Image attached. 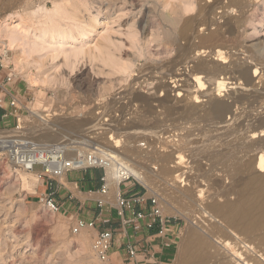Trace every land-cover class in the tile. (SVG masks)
<instances>
[{
    "label": "bare ground",
    "instance_id": "1",
    "mask_svg": "<svg viewBox=\"0 0 264 264\" xmlns=\"http://www.w3.org/2000/svg\"><path fill=\"white\" fill-rule=\"evenodd\" d=\"M195 1L198 4V10L195 9L196 13L191 14L195 11L190 8L191 6L184 7L182 5L183 8H177L176 5V8L173 6L171 10V16H163V19L156 23L157 30L161 31L163 39L154 49H147L148 56L141 52L142 49L139 50V46H133L137 49L139 58L144 57L145 61L148 62V68L141 70L143 75L141 79H133L132 84L129 83L126 87H122L124 88L122 99L123 102L127 100L126 104L122 103L117 107L118 102L111 107L112 104L109 102L110 104L107 103L109 104L107 106L110 108L105 105L106 109L104 107L102 108L104 109L103 112L100 111L104 114L105 112L111 113V109H114L115 113L120 112L122 116L124 114L130 116V121L125 117L127 120L125 126L121 122V129L135 130L133 132L135 136L128 135L129 132H126V139L122 141L119 139L120 134L114 133L111 134L109 140L107 135L113 133L115 129L109 128L101 133L104 135L103 139L106 140L104 142L102 139L105 144H103L104 147L92 143L88 140L89 138L82 140L81 143L77 142L78 140L69 141L68 138L69 143L61 140L50 143L56 145L63 143L70 152L68 157L79 158L83 165L89 164L88 153L92 151L90 148L94 145L96 148L92 149H96L97 163L106 171V181L110 188L107 199L115 204H117L116 197L119 193V184L125 174L135 178L147 188L150 194L155 196L158 194L155 190L156 186L154 188V181L158 177V179L163 178L171 182L172 187L165 189V199L180 200L191 206L194 205L196 209H192L204 223L202 228L197 229L192 223L196 219L188 214L190 212L188 209V213L182 215L187 226L176 264H264V138H262L264 136V118L262 117L252 124L248 120L249 124L244 125L250 115H243V111H240L242 114L238 115L234 111V107H240L241 104L246 105L250 99L261 98L264 95V67L262 66L264 64H261L259 55L253 49L247 51L248 60L251 62L240 61L238 55L237 59H234L233 54L229 55V49H226V42L231 41V37L236 36L237 32L244 26L246 16L257 11L256 8L263 0ZM51 3L55 4L53 11L44 9L41 3L43 9L40 11H43V17L47 23L58 16L62 10L60 4ZM164 5L163 9L165 10L166 6L164 7ZM146 12L148 13V10ZM234 12L239 13L238 17H233ZM20 15L22 14L20 13ZM152 25L151 20L145 21V28L148 29ZM19 26L20 24L16 27ZM22 28L19 27L21 30ZM199 29L200 32L210 31V33H207L208 36L205 38L204 35H200ZM23 30L25 32V29ZM10 32L7 31L4 34L0 32V45L2 47L0 52L5 56L6 62H13L19 66V69H24L30 63L25 59V56H21L15 51V46L19 42L9 36ZM161 34L159 32L160 36ZM236 37L233 38L234 41L238 40V36ZM196 39L199 40V44H197L198 40L192 42ZM183 41H185L183 44L185 46H181ZM205 44L210 45L206 48V46L204 47ZM171 47L177 48L173 49L175 51L174 57L170 55V52L173 51L170 49ZM155 57H158L159 61L152 60ZM136 61L139 62V60ZM127 63L121 62L116 67L114 66V71L127 75L129 78L135 63ZM190 64L193 66L188 71ZM181 68L182 70H180ZM181 71L185 72L181 73ZM124 75L123 77H126ZM165 76L171 78L170 84H175L173 89L176 88V90L164 83L165 80L162 81L166 78ZM29 77L35 84L48 82L46 77L34 76L36 78H32V74H29ZM142 79L143 81H140ZM256 79H258V83H256ZM124 83L127 84V81ZM171 92H176V96L171 97ZM226 99L231 100V102L226 101ZM257 107L255 109L259 110ZM247 112L249 111L247 110ZM47 117L49 116H46L43 111L33 110L29 117L20 120L19 130H15L13 133L29 138L30 133L24 131L28 129L25 126V121L28 120L30 123L39 121L45 128L43 129L45 134L41 138H50L51 140L52 136L53 138L56 136H51L56 132V124L54 125L56 122H48ZM29 127L31 129V126ZM73 127H75L74 124ZM102 127L104 126L102 125ZM240 132L245 137L239 136L238 139L241 138L239 142L234 143V140V142L227 143L226 146L222 144V138L229 139L237 133L241 134ZM56 133L58 134V132ZM215 133L219 136H216ZM212 134L215 135L213 136L214 140L210 137ZM142 142L146 143L139 145ZM261 143L263 146H258L261 147L260 150H256L258 152L252 157L237 160L238 150L246 148L249 152H254L253 147ZM146 144L153 148L152 153H144L145 149L142 150L141 147ZM198 145L202 149L200 151L197 147L200 151L197 154L193 151H196L195 146ZM224 146L225 150H220ZM240 152L242 153L241 150ZM248 153L245 157L248 156ZM197 155L208 163L210 170L205 171L202 161H197ZM189 160H192V166L186 172L184 166L189 164ZM151 166H155L156 169L155 167L151 168ZM216 172L225 176L230 185L223 186L224 183L221 179L213 181L212 178ZM29 173L38 176L37 172ZM196 179L198 180L196 181ZM200 179L201 181H199ZM62 180L66 181V177H63ZM181 184L184 186L181 187ZM212 189L215 190L214 194H209L206 198V194L210 193ZM168 205H165L164 208L165 211L169 212Z\"/></svg>",
    "mask_w": 264,
    "mask_h": 264
},
{
    "label": "rangeland",
    "instance_id": "2",
    "mask_svg": "<svg viewBox=\"0 0 264 264\" xmlns=\"http://www.w3.org/2000/svg\"><path fill=\"white\" fill-rule=\"evenodd\" d=\"M51 2L60 4L62 10L58 16L47 23V20L43 17V11L41 12L40 10L44 6V9L53 11V5L55 4ZM65 2L68 3L66 4ZM65 2L64 0H0V32L4 34L7 31H11L9 36L17 39L20 43L16 44L15 51L19 55L25 56V59L30 63L26 61L29 66L26 65L24 69H19V66L13 62H6L5 56L0 52V67H2L3 76H13V87L26 98L24 104L28 110H21L20 120L29 117L33 110L43 111L46 116H49L47 117L48 122H56L54 125L56 124L55 130L58 134L56 132L51 134V136L56 135V139L52 136L51 140L53 141L50 138H41L45 134L43 124L39 121L30 123L28 120L25 121V126L28 129L31 126V129L30 131L28 129L24 131L30 133V139L44 145L46 143L47 145H50L52 142L55 143V140L67 141V138L69 141L78 140L77 142L81 143L82 140L89 138L88 140L92 143L100 144L104 147V135L101 133L109 128H115L113 133L107 135V139L109 140L111 134L114 133L120 134L121 137L119 139L122 141L126 139V132H129L128 135L135 136V134L133 135L135 130L131 129L127 131L121 129L122 123L125 126L127 120L130 121V116H126L125 114L122 116L120 112L115 113L114 109H111V113L105 112L103 114L100 111L103 112L106 107H113L118 102L119 105L117 104V107L122 103L126 104L127 100L123 102L122 99L124 97V88L122 87H126L129 83L132 84L135 79H141L143 76L141 72L148 68V62L145 61L144 57L139 58L138 51L133 46H139V50L142 49L143 51L141 52L148 56L147 49H154L163 39L161 31L159 29L157 30L156 23L161 21L163 16H171V10L176 5L177 8H183L182 5H184V7L191 6L190 8L198 10L197 2L195 0H65ZM169 3L170 5H168ZM163 5L164 7L166 6L165 10L163 9ZM256 9L257 11L246 16L244 26L237 32L236 36H238L239 41L237 39L236 41L233 40L236 36L231 37V41L233 42H226V49H229V55L233 54L234 59H237L238 55V59L242 62H251L248 60L247 51L253 49L259 55L261 64H264V38H262L264 37V0ZM147 10L148 13L146 12ZM196 12L195 10L193 13H190L194 14ZM190 13L188 15H191ZM234 13L233 17H238L239 13ZM146 20H151L153 23L152 26L154 27L145 28ZM18 24H20V28L23 26L22 30L16 27ZM23 29H25V32ZM202 32L199 29L200 35H204L205 38L210 33V31ZM197 40L192 42H197ZM18 44L19 46H17ZM181 44V46H185L183 45L185 41L181 42ZM197 44H199V40ZM209 45L205 44L204 47L206 46L208 48ZM1 49L2 47L0 45ZM170 49L177 48L171 47ZM170 55L174 57L175 51H171ZM134 58L135 61L139 60V62H135ZM118 59L124 63L128 62L127 64L135 63V67L130 72L129 78L127 75L123 74L126 76L123 77L122 73L114 71L115 67L121 63ZM152 60L159 61V58L155 57ZM192 66L193 64H190L187 70L189 71ZM262 66L264 67V65ZM182 72L184 73L185 71ZM29 74L33 75L32 78L46 77L48 82L46 84L39 82L35 84L29 77ZM165 77L162 81L165 80L164 83L173 89L175 84H170L172 80L169 76ZM126 81L127 84L124 83ZM140 81H143V79ZM258 82V79H256V83ZM173 90H176V88ZM175 94L176 92H171V97H174ZM158 95H161V93H158ZM227 100L231 102V100ZM109 102L112 105L107 106L110 104ZM257 106L260 107L258 108ZM237 107L239 106L234 107V111L238 115L242 113L243 115H250V118L247 119L244 125L249 124L248 120H250V124L255 123L258 119L264 118V95L261 98L250 99L246 105L241 104V109L240 107L236 109ZM256 107L259 110H256ZM240 111L243 112L241 113ZM256 112L258 113L256 114ZM78 119L81 121L80 123ZM89 120L94 123H91ZM116 121L119 125L115 123ZM73 124L78 128L73 127ZM83 124L85 128L82 126ZM16 129L17 126L6 128L4 131L8 134H14L12 131ZM2 131L3 129H0V132ZM240 133H237L235 135L236 137L232 136L229 139L226 137L222 138V144L226 146L227 143L230 141L234 142V140V143L239 142L241 139H238L239 136L245 137L242 132ZM215 135L219 136L216 133ZM215 135L212 134L210 136L212 140H214L213 136ZM99 136L102 138L100 139ZM66 143L69 142L67 141ZM145 143L142 142L139 145ZM261 144L253 147L254 152H249L246 148L240 149L242 153H239L240 150H238L237 160L252 157L258 152L256 150H260L259 148L261 147L258 146H263ZM225 146L220 148V150H225ZM197 147L200 151L202 148L199 145L195 146L196 151L193 152H197L198 154L200 151H198ZM92 148L96 147L92 145L90 150H93ZM141 148L142 150L145 149L144 153L153 152V148L148 147V144ZM160 151L163 150L160 149ZM247 153L248 156L245 157ZM196 159L199 162L202 161L205 171L210 170L208 163L203 161L202 158L200 159V156L197 155ZM191 161L189 160V164H185L184 166L186 172L191 169ZM152 167L154 168L155 166ZM90 171H102L105 173L102 168ZM82 173L84 172H73L75 176ZM218 174L216 172L212 180L221 179L224 183L223 186H229V180L222 174ZM158 178L154 181V188L156 186L155 190L158 196L150 194L147 188L143 186L145 198L148 202L155 199L160 208L162 218L176 225V252L169 262L165 261L166 263H163L159 261L162 264H176L177 255L183 242L187 226L182 215L187 214L189 210L190 212L188 214L193 219H196L192 223L197 229L202 228L204 223L198 218V214L195 213L194 209L196 208L194 205L191 206L180 200L171 201L165 199V189L171 188L172 183L166 179L160 178L162 179L160 180ZM61 181L63 185L69 187L66 181ZM42 183L38 179V176L18 169L6 160L0 159V264H107L99 261L93 253L92 245L97 235L92 230H84L83 233L81 232L79 234L73 232L76 224L73 210L67 209L66 207L62 208V205L58 213H52L48 209L44 201L48 191H46V186H42ZM68 183H71V181H68ZM184 184H181V187ZM187 184L190 185V183ZM127 186V184L123 185L120 190L125 191ZM214 192L215 190L212 189L210 193L206 194V198L209 194L213 195ZM110 203L112 207L107 206L110 215L118 216L117 204L112 201ZM165 205L169 206L170 213L165 211ZM258 235H261V233H258ZM259 258L263 260V258Z\"/></svg>",
    "mask_w": 264,
    "mask_h": 264
},
{
    "label": "built area",
    "instance_id": "3",
    "mask_svg": "<svg viewBox=\"0 0 264 264\" xmlns=\"http://www.w3.org/2000/svg\"><path fill=\"white\" fill-rule=\"evenodd\" d=\"M2 72V67H0V73ZM7 83L12 82L13 76H8L5 79ZM7 93V91H6ZM10 108L16 109L18 111L28 110L24 103H21L17 98L11 96ZM12 116L7 111L0 109V125L5 123V121ZM16 117V126L19 130L20 126V115H15ZM3 131L0 132V159L6 160L7 162L13 164L18 169H21L26 172H37L38 179L43 182V185L46 186L48 191L45 198V203L48 209L52 213H58L61 210V205L56 199V184H62L63 177H67L68 174L79 171H90L93 169L102 168L105 171V168L100 166L97 163V153L96 149H93L89 152L88 156V165H83L81 160L72 159L68 157L70 152L67 150L63 143L61 144H50L44 145L39 144L33 141L30 138L23 137L17 134H8ZM14 132V131H12ZM102 186L100 193L103 195V199L98 202L100 209H104L109 206L110 200L108 196L110 193V188L108 187L106 181V171L103 173L101 179ZM129 185L126 192L121 191L120 188L123 185ZM139 189H142L139 192ZM139 193H136V192ZM147 200L145 198V190L143 185L138 182L135 178L129 177L126 174L123 175V178L119 184V193L116 197V203L118 208V216L124 218L126 213L129 212L133 216V221L126 223H135L142 225L145 230L150 231L155 225V219H162L160 208L155 199L151 200V205L153 210L147 211L144 208L136 210V207H143L146 204ZM98 226V220H79L75 224L73 232L79 234L84 230H94ZM166 223L162 221V227L160 229L159 235H163L166 231ZM117 234L113 230H104L100 232L93 245L92 250L97 259L103 263H109L110 252L113 248ZM125 251L127 253V258L124 264H139V250L132 243L125 244ZM148 256L146 264H162L159 261L155 260L153 255L150 254V251L145 252Z\"/></svg>",
    "mask_w": 264,
    "mask_h": 264
},
{
    "label": "crops",
    "instance_id": "4",
    "mask_svg": "<svg viewBox=\"0 0 264 264\" xmlns=\"http://www.w3.org/2000/svg\"><path fill=\"white\" fill-rule=\"evenodd\" d=\"M7 75L3 76L0 73V109L7 111L10 116L5 123L0 125V129L10 128L16 126V116L20 115L21 111L10 108L11 96L17 98L21 103H24L25 97L18 93L13 87V81L6 83ZM7 91V93H6ZM26 95V94H24ZM99 171H86L80 175L75 176L73 173L68 174L66 183L69 185L56 184V199L62 205V208L73 210L75 213L76 223L79 220H98V226L93 230V233L98 235L104 230H113L116 232L113 248L110 252V259L108 264H124L127 253L125 251V244L132 243L139 250V264H146L148 258L146 251H150L154 259L163 263L169 262L176 252L177 245V229L176 225L169 223L162 219H155V225L150 231L145 230L142 225L135 223H126L133 221L131 213L127 212L125 217H118L117 215H110L109 209L106 207L100 209L98 202L103 199L100 193L102 186L99 181ZM71 181V183H68ZM42 186L44 187L43 183ZM129 186V185H128ZM128 186L126 187L127 191ZM47 191V190H46ZM143 193L142 189L139 192ZM138 191L136 193H139ZM110 208L112 205H109ZM144 208L147 211L153 210L151 202L147 201L143 207H136V210ZM162 221L166 223V231L163 235H159L162 227ZM166 261V262H165Z\"/></svg>",
    "mask_w": 264,
    "mask_h": 264
},
{
    "label": "trees",
    "instance_id": "5",
    "mask_svg": "<svg viewBox=\"0 0 264 264\" xmlns=\"http://www.w3.org/2000/svg\"><path fill=\"white\" fill-rule=\"evenodd\" d=\"M99 175H100V177H99L98 179H99V181H101V179H102V177H103V172L100 171V172H99ZM101 183H102V182H101Z\"/></svg>",
    "mask_w": 264,
    "mask_h": 264
}]
</instances>
